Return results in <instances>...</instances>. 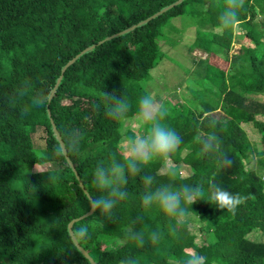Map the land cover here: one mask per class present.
Instances as JSON below:
<instances>
[{
    "label": "trees",
    "instance_id": "obj_1",
    "mask_svg": "<svg viewBox=\"0 0 264 264\" xmlns=\"http://www.w3.org/2000/svg\"><path fill=\"white\" fill-rule=\"evenodd\" d=\"M176 1L0 0V264H90L74 242L69 224L89 212L91 199L66 156L55 154L59 139L51 119L59 132L82 131L80 152L69 156L85 188L96 196L94 168L120 156L118 125L105 111L112 101L103 93L126 95L134 102L147 85L154 95L149 87L151 72L167 56L157 42L161 25L198 9L208 11L210 19L218 22L224 4V0H182L139 24ZM238 19L253 46L243 45L226 57L232 29L225 30L229 37L218 53L226 54L228 70L220 65L213 69L209 58H200L195 77L190 73L184 79L187 85L181 94L188 104L157 97L165 101L168 123L183 136L184 144L171 159L150 164L144 174L154 176L157 184L188 182L202 184L205 190L211 180L250 198L234 216L200 201L193 205L187 225L171 235L163 214L142 206L145 185L138 177H130V198L118 208L117 222L79 241L97 264H119L130 255L140 264H181L183 257L198 254L206 257L204 264H264V99L257 97L264 96V0H245ZM209 33L213 32H203ZM202 39L197 36L192 48L211 40ZM92 45L67 67L44 108L21 115L20 106L8 104L7 96L26 79L32 81L33 92L50 96L64 66ZM206 49L212 51L209 46ZM129 116L133 128L138 117ZM210 120L217 121L215 129H209ZM138 125L141 134L143 128ZM39 127L45 132L44 146L34 143ZM210 130L221 136L223 151L234 160L232 168L220 169L218 153H199L193 137ZM256 136L259 143H253ZM44 163L46 174H33L32 165ZM169 169L177 175H169ZM47 174L56 176L55 182L49 183ZM28 184H36L38 191L34 194ZM88 217L75 222L73 230ZM134 220L138 230L164 233L161 241L143 248L126 241L123 229Z\"/></svg>",
    "mask_w": 264,
    "mask_h": 264
},
{
    "label": "clouds",
    "instance_id": "obj_2",
    "mask_svg": "<svg viewBox=\"0 0 264 264\" xmlns=\"http://www.w3.org/2000/svg\"><path fill=\"white\" fill-rule=\"evenodd\" d=\"M245 6V0H224V4L218 17L219 27L227 30L239 23V13ZM106 99L112 101L106 106V115L117 123L119 142L117 150L119 158L113 157L108 163H98L93 170V185L97 195L90 200L89 217L86 222L74 231V239L85 241L90 239L92 231L104 230L106 224L116 223L118 220V208L122 202L130 198L127 190L130 177H138L145 185V191L140 200L145 209L155 207L168 222V233L178 235L180 230L187 225L193 215V205L200 201H206L214 205L218 210L227 211L233 216L237 214L240 206L250 198L240 193H232L221 184L208 182L205 190L202 184L188 182H160L157 184L154 176L144 174V170L153 162L161 164L171 159L184 144L183 136L168 123L169 109L156 97L145 85L142 93L138 94L133 102L126 95L117 96L115 93L105 91ZM50 96L44 91L33 92V83L26 79L7 96L8 104L20 106L21 115H27L33 109L44 108L50 102ZM99 108V105H94ZM133 109L135 111L133 112ZM138 117L137 123L141 124L143 132L137 134L131 128L132 119ZM217 127L216 120L209 121V129ZM60 141L54 152L57 156L78 154L81 150L82 131L73 128L70 131L62 129L59 133ZM193 142L198 145L201 155L219 154L220 169H229L234 166L233 158L223 151V141L216 131H207L205 135L196 133ZM123 145L121 147L120 145ZM33 174L45 175L46 171L34 165ZM49 183L55 182L56 176L47 174ZM169 175L177 173L169 169ZM35 194L38 191L36 184H28ZM139 219V218H137ZM136 221L127 224L124 229V239L143 248L147 243L158 244L163 234L159 230L145 233L143 229L135 227ZM206 257L202 255L185 256L181 264H204ZM119 264H140L134 256H127L119 261Z\"/></svg>",
    "mask_w": 264,
    "mask_h": 264
},
{
    "label": "rangeland",
    "instance_id": "obj_3",
    "mask_svg": "<svg viewBox=\"0 0 264 264\" xmlns=\"http://www.w3.org/2000/svg\"><path fill=\"white\" fill-rule=\"evenodd\" d=\"M215 12L216 14H218L219 8H216ZM153 18L154 17H152L151 19ZM218 24L219 22L210 19V14L208 13V11L198 9V12L196 13H185L179 17H173L171 18V20H169L168 22L166 21V23L164 22L161 25L162 34L157 38V42L158 45H160L161 50L166 49L165 52L167 56L164 59L160 60L161 62L159 66L155 67L152 70L151 75L153 78L149 83V87L152 88L151 90H155L154 95L156 96V99L158 101L162 100L160 98H157L158 96H164L165 101L170 100L172 101V103H177L179 105L188 104L184 95L181 94L182 89L187 85V81H184V79L189 77L190 73H192V76L195 77L197 73L195 67L197 64V60L200 58H209L210 63L213 65V69H215L217 65H220L221 68H227V70L229 69V63L224 60L226 59L224 56L226 54L218 53L221 52L220 48H223L224 46V39L226 38V36L229 37V35H225L223 33L225 30H222ZM243 26L244 23L239 22L235 27L231 28V50L229 52V55H226V57H232V54L238 53L243 45L253 46V42L250 41L251 38L245 36L244 33L246 32V30ZM216 29H221V33H216ZM206 30H210L213 33H209V36L203 34V32ZM197 36H199L201 40H203V37H205V40L208 38H211V40L207 43L205 42V45H200L192 48V45H194ZM208 46L211 47L212 51L206 49V47ZM207 91L209 90L205 89L206 93ZM257 97L259 100L264 99V96L262 95H258ZM222 115L223 114H221L220 116ZM138 126L139 125L136 122L133 124L132 128L136 130L137 134H139ZM247 130L250 131V129ZM44 137V129L42 127H39L38 132L34 133L35 145L44 146ZM253 140V143L260 142L258 136H256ZM262 148L264 150V145L262 146ZM256 154L257 153L255 152V155ZM35 165L43 170L48 168L46 163ZM260 165V162L256 163L257 167H260ZM32 167L34 168V165H32ZM262 168L263 170L261 171L264 174V167Z\"/></svg>",
    "mask_w": 264,
    "mask_h": 264
},
{
    "label": "water",
    "instance_id": "obj_4",
    "mask_svg": "<svg viewBox=\"0 0 264 264\" xmlns=\"http://www.w3.org/2000/svg\"><path fill=\"white\" fill-rule=\"evenodd\" d=\"M181 1H182V0H177L175 3H173V4L169 5V6H167L165 9H162L161 11L157 12L156 14H154V15L151 16V17H149L148 19H145L144 21L140 22L139 24H143V23L147 22L149 19H151L152 17H156L157 15H159V14H161V13H163V12L169 10L170 8H172V7H174L175 5L179 4ZM139 24H137V25H139ZM137 25H134V26H132V27L126 29V30H123V31H121V32H119V33H116V34H114V35L108 36V37H106L104 40H102L101 43L104 42V41H106V40H109V39H111V38H113V37H115V36H117V35H119V34H121V33H123V32L129 31V30H132V29H133L134 27H136ZM94 47H95V45H92V46H89V47L85 48L81 53H79L78 55H76L73 59H71V60H70L65 66H64V68H63V70H62V74H61V76L59 77V79H58V81H57V84H56V87H55L54 90L52 91V93H51V95H50V98L53 97V95H54V93H55V90H56L58 84L60 83V81H61V79H62V77H63V73L66 71L67 67H68L69 65H71V64H72V63H73V62H74V61H75V60H76V59H77L82 53H84V52H86V51H88V50H90V49H92V48H94ZM49 112H50V111H49ZM51 121H52V124H53V129H54V131H55V133H56V135H57V138H58L59 141H60V136H59V133H60V132H59V130H58V128H57V126H56L54 120L51 119ZM66 158H67V160L69 161V163L72 165V167H73V169H74V171H75V173H76V175H77V178L80 180V185L84 188V191L87 193V195H88L89 198L91 199L92 196L90 195V193L88 192V190L85 188V185H84L83 182L81 181V178H80V176H79V172H78V170L76 169V166L73 164V161L71 160L70 156L67 155ZM90 211H91V209L89 210V212H90ZM89 212L86 213V214H84V215H82V216H80V217H78V218L73 219V220L70 222V224H69V229H70V234H71V236H72L74 242H75L76 245L79 247V249L85 254V256L89 259L90 264H97V262H96V260L94 259V257H93V256H92V255H91V254H90V253H89V252H88V251H87V250H86V249L80 244L79 241H77V240L74 239V230H73V225H74V223L77 222V221H79V220H81V219H83V218H85V217H88V216H89ZM67 264H79V263H67Z\"/></svg>",
    "mask_w": 264,
    "mask_h": 264
}]
</instances>
